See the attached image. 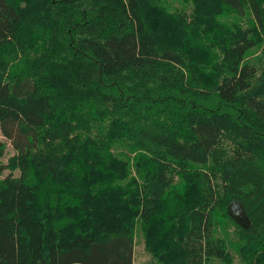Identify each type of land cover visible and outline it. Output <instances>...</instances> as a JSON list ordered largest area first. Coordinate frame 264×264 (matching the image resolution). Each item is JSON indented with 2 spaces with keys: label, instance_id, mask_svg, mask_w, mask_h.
I'll use <instances>...</instances> for the list:
<instances>
[{
  "label": "trees",
  "instance_id": "16d2710c",
  "mask_svg": "<svg viewBox=\"0 0 264 264\" xmlns=\"http://www.w3.org/2000/svg\"><path fill=\"white\" fill-rule=\"evenodd\" d=\"M0 134V264H264V0H0Z\"/></svg>",
  "mask_w": 264,
  "mask_h": 264
},
{
  "label": "rangeland",
  "instance_id": "374dc122",
  "mask_svg": "<svg viewBox=\"0 0 264 264\" xmlns=\"http://www.w3.org/2000/svg\"><path fill=\"white\" fill-rule=\"evenodd\" d=\"M257 56V55H256ZM0 140L5 141L3 137L0 134ZM13 154V151L9 144L6 145V148L4 150V154L0 158V161L2 163H5L7 159ZM133 173V172H131ZM228 251L233 257V264H241L238 260V255L235 253L232 245L228 246ZM154 260L149 256V254L145 251L144 245H143V240L141 239L140 244H137L135 246V253H134V260L133 264H152ZM157 264V263H155Z\"/></svg>",
  "mask_w": 264,
  "mask_h": 264
},
{
  "label": "water",
  "instance_id": "95a60500",
  "mask_svg": "<svg viewBox=\"0 0 264 264\" xmlns=\"http://www.w3.org/2000/svg\"><path fill=\"white\" fill-rule=\"evenodd\" d=\"M227 215L239 226L243 228H248L250 226V221L245 214L241 204L237 201L231 202L227 207Z\"/></svg>",
  "mask_w": 264,
  "mask_h": 264
}]
</instances>
